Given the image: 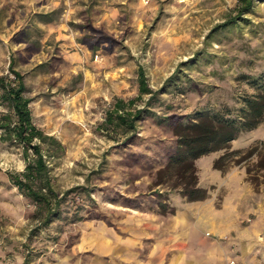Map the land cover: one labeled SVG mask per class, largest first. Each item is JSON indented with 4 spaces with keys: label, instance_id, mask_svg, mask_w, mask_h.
I'll return each mask as SVG.
<instances>
[{
    "label": "rangeland",
    "instance_id": "rangeland-1",
    "mask_svg": "<svg viewBox=\"0 0 264 264\" xmlns=\"http://www.w3.org/2000/svg\"><path fill=\"white\" fill-rule=\"evenodd\" d=\"M238 1L0 0V77L16 84L12 62L23 76L33 125L63 146L48 159L53 184L61 196L71 191L62 217L42 227L8 176L25 170L22 145L0 128V264H148L174 221L201 228L228 264H264V186L248 179L255 158L237 162L264 142V121L194 162L205 200L187 201L165 173L177 122L242 109L256 93L241 77L264 73V3L250 25L212 35ZM47 14L52 22L41 20ZM95 31L113 39L110 50L85 44ZM140 69L156 93L151 108V95L138 98ZM116 100L149 110L131 143L115 124L102 129ZM12 113L0 90V127Z\"/></svg>",
    "mask_w": 264,
    "mask_h": 264
},
{
    "label": "trees",
    "instance_id": "trees-1",
    "mask_svg": "<svg viewBox=\"0 0 264 264\" xmlns=\"http://www.w3.org/2000/svg\"><path fill=\"white\" fill-rule=\"evenodd\" d=\"M262 3L264 0H239L237 14L213 29L212 35L220 30L242 29L245 25H250L247 16L253 13L257 4ZM40 18L43 22L53 21L51 14L41 15ZM95 32L98 35L86 37L85 44L94 53L99 50L96 44L108 43V50H110L113 39L104 37L100 31ZM92 39L94 42L91 41ZM11 70L16 84L13 86L6 77H0V90L3 100L9 103L13 113L4 117L0 128L12 143L16 141L20 146L22 145L26 166L24 172L9 173L8 176L19 193L35 204L36 218L40 219L42 227H47L52 222L59 220L65 213L66 198L71 192L68 191L62 196L58 193L53 184L49 166L48 159L59 155L63 146L56 138L45 135L33 125L29 110L30 100L23 96L25 90L23 76L14 71L13 62ZM139 75L140 96L138 98H142L143 95H151L146 104V107L151 108L156 93L146 83L145 75L141 69ZM241 79L256 91L254 95L244 98L242 109L234 110L225 107L223 112L218 113H209L206 109L196 111L193 115L185 117L183 121L177 122L173 128L176 142L174 152L168 159L165 173L166 178L169 179L166 180L170 182L175 179V183L179 187V195L189 202L203 201L207 198V192L198 186L194 162L202 156L224 149L242 133L255 130L264 121V73L257 77L242 75ZM133 103L134 101H130L128 107ZM146 113H149L148 109L132 111L127 109L123 100H116L113 110L107 113L102 129L108 132L110 126L115 124L116 129L120 128L123 136H126L124 143H131L135 138L137 124ZM34 141H38V143H34ZM44 147L48 150V157L44 154ZM234 154L227 153L216 160L214 169L222 171L225 161L231 159ZM252 158L256 160L248 165L247 174L251 184L257 189L261 185L264 186V142H259L251 147L237 162ZM159 176L157 186L163 184V173H160ZM87 195L90 197L92 193L88 190ZM161 208L164 209V207ZM23 264H28V261Z\"/></svg>",
    "mask_w": 264,
    "mask_h": 264
},
{
    "label": "crops",
    "instance_id": "crops-1",
    "mask_svg": "<svg viewBox=\"0 0 264 264\" xmlns=\"http://www.w3.org/2000/svg\"><path fill=\"white\" fill-rule=\"evenodd\" d=\"M195 227L190 231L187 222L174 221L173 229L166 230V238L158 240L166 243V248L157 244L148 264H228L221 247L204 238L202 229Z\"/></svg>",
    "mask_w": 264,
    "mask_h": 264
}]
</instances>
